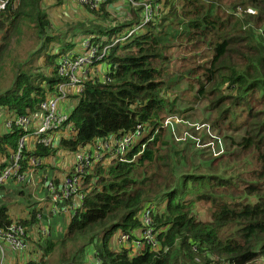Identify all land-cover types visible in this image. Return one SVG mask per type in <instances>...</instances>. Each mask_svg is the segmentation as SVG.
Wrapping results in <instances>:
<instances>
[{
	"label": "trees",
	"instance_id": "trees-1",
	"mask_svg": "<svg viewBox=\"0 0 264 264\" xmlns=\"http://www.w3.org/2000/svg\"><path fill=\"white\" fill-rule=\"evenodd\" d=\"M111 1L99 3L97 9L83 8L102 19ZM160 1L167 9L158 21L152 18L138 25L136 11L141 6L134 10L128 6L133 18L123 24L101 28L93 22L79 29L95 43L109 45L103 59L107 80L86 79L68 115L74 132L70 137L60 135L49 146L35 144L23 152V161L34 155L52 156L56 161L60 153H72L110 135L131 133L140 123L143 131L125 152L96 163L85 175L83 199L71 216L66 213L65 230L57 240L63 245L100 227L99 243L90 250L91 264H219L213 256L227 264H251L264 258V0ZM38 4L40 0H0V52L23 7L36 9L32 11L36 12V28L46 45L56 39L44 34L51 26L37 10ZM223 4L239 7L241 17L224 13ZM155 12L161 13L157 8ZM80 36L45 50L35 72L14 75L10 86L0 92L5 117L35 113L40 101L55 92L61 81L55 73L57 58L65 50L71 52ZM176 40L187 45V64L168 73L164 50ZM182 80L193 101H206L213 114L212 125L244 129L237 145L253 157L255 167L236 179L241 192L234 198L213 194L229 183L218 176L184 173L176 180L163 122L176 111V99L166 93ZM18 136L15 126L3 129L0 157L15 148ZM63 172L53 177L54 183ZM197 202H209V219L193 212ZM144 206L150 208L160 248L154 252L143 246L133 253L129 247L112 249L115 231L130 237L139 232L138 213ZM35 213L30 211L27 220L18 222L24 227L36 224ZM10 221L6 206L0 204V223L5 226ZM43 241L41 248L40 241L34 240L33 257L13 264H46L55 240Z\"/></svg>",
	"mask_w": 264,
	"mask_h": 264
},
{
	"label": "rangeland",
	"instance_id": "rangeland-1",
	"mask_svg": "<svg viewBox=\"0 0 264 264\" xmlns=\"http://www.w3.org/2000/svg\"><path fill=\"white\" fill-rule=\"evenodd\" d=\"M42 1L40 0L37 10L43 12L46 17H49L47 20L51 26L47 30V34L45 32L44 34L48 36L53 35L57 38L51 44L46 45L43 42V34L39 33L36 28V12L32 13L36 9L23 7V12L17 18L15 25L9 33L5 48H2L3 50L0 52V92L10 86L15 74L19 72L27 74L35 72L36 69L34 67H39L40 65L38 57H42V53L45 50L55 49L69 38L81 35L82 31L79 29L82 30L85 27H90L93 22L100 25L101 28H105L120 22L123 24L130 17L131 19L133 18L130 16L128 5L124 7L113 3L112 7L107 8L108 15L106 18L103 16L100 19L101 17L96 18L91 16L83 8L86 6L76 4L72 0H67V7L57 5L56 7L46 8V10L41 7ZM171 1L174 2V0ZM136 2L138 5L133 6V10L135 7H139L141 3L150 2L153 10L151 14L153 21H158L160 14L167 9V6L163 5L160 0L158 2L156 0H136ZM156 8L161 13H156ZM222 9L224 13L228 12L241 17L239 7L232 9L229 5L223 4ZM136 13L139 20L140 9ZM57 17H59L58 21L56 20ZM42 43L44 44L42 45ZM164 54L169 60L167 64L168 73H172V70L177 65H184L186 67L188 53L185 42L179 40L173 41L164 50ZM29 66L30 68H28ZM104 72V68L103 72L99 70L97 72L98 78L95 76L94 78L99 80ZM166 96L176 99V111L173 114H169L170 116H167L164 120V122L167 120L164 136L167 148L172 151L171 157L174 163V172L177 175L176 180L179 179L178 175L184 173L218 176L219 178L228 180L229 183L223 188L218 187L213 194L223 196L226 199L236 197L241 192V183L236 179L247 176L248 171L255 167L253 157L250 154L242 153L240 147L237 145V142L244 134V129L232 130L226 128L224 123L223 127L212 125L213 114L209 110L206 101L204 99L193 101L184 80L180 82L176 89L167 91ZM74 104L75 100L71 104L69 103L66 108L70 110ZM234 112L237 113V109H234ZM4 118V112L0 108V126ZM177 183L178 181H176ZM20 186L19 184L9 182L7 186L0 190V204L3 202L4 204L10 203L14 205V208L9 211L10 216L13 217H23V211L29 209L32 206L31 200H34L32 195L23 194L21 196L18 193V190L21 188ZM160 202L161 198L158 203ZM210 210L209 202H197L193 208V212L200 219L205 220L209 219ZM57 215L58 217H63V223L60 222V225L56 216L51 221L58 222L59 229L57 231L55 229L58 227L57 224L51 225L48 223L49 228L46 226L47 231H50L49 239L55 240L52 249L46 257V264H60V261L65 262L64 264H91L92 255L90 250L99 243L100 227L91 228L77 236L75 240L64 242L62 245V242L57 239L61 238L65 230L67 222H65L64 217H67V215L66 213ZM38 221H41L40 224L43 223L41 219H38ZM50 225L52 226V230ZM25 228L27 233L31 232L29 227L26 226ZM116 234L117 231H115L110 240V247L112 249L117 248V241L114 240ZM25 241L26 248L32 247L35 244L33 238L25 237ZM43 244L44 241L41 242V248ZM81 245H83L82 248ZM79 247L81 249L78 250ZM29 253V257H31L32 252ZM212 259L220 262L219 264H227V262L220 260L216 256H213ZM251 264H264V258H257Z\"/></svg>",
	"mask_w": 264,
	"mask_h": 264
},
{
	"label": "built area",
	"instance_id": "built-area-1",
	"mask_svg": "<svg viewBox=\"0 0 264 264\" xmlns=\"http://www.w3.org/2000/svg\"><path fill=\"white\" fill-rule=\"evenodd\" d=\"M73 1L89 9H97L99 3L106 0ZM119 1L128 6L138 5L136 0ZM139 6L141 11L138 25H141L151 19L153 10L150 2L141 3ZM130 31L126 36L131 33ZM77 45L75 51L65 52L57 58L55 73L61 81L53 94L46 95L40 101L37 111L32 114L10 115L4 118L2 128L9 129L15 126L19 129V136L16 139L15 148L0 157V163H3L0 167V186L7 182L19 185L31 182L34 170L43 165L45 159L34 155L26 158L24 162L23 152L30 150L35 144L49 146L54 138L60 135L70 137L74 133L71 123L68 122L70 110L66 108L69 104H66V100H76L83 90L86 79L94 76L98 78L97 72L99 70L103 72V59L109 46L97 44L88 36L80 37ZM105 80L107 77L103 73L99 81ZM142 131L143 125L138 123L131 133L93 140L72 153H66L64 174L59 178L58 183H54L51 176L43 178L42 185L46 192L47 203L43 211L37 212L35 217L40 218L42 214L50 216L65 213L71 216L75 207L83 199L84 190L81 184L85 175L91 173L96 163L125 152ZM49 159L46 161L48 164ZM138 217L141 226L139 232H135L132 237L117 232L114 238L117 241V248L129 247L133 253L136 249L146 246L149 251L157 252L160 247L152 230L150 208L142 207ZM39 231L45 237L49 234L45 226ZM26 236V228L18 222V219H11L5 226L0 223V264H3L6 250L14 254L21 253L26 248Z\"/></svg>",
	"mask_w": 264,
	"mask_h": 264
},
{
	"label": "crops",
	"instance_id": "crops-1",
	"mask_svg": "<svg viewBox=\"0 0 264 264\" xmlns=\"http://www.w3.org/2000/svg\"><path fill=\"white\" fill-rule=\"evenodd\" d=\"M66 2H67V0H43L41 2V7L43 9H45V10H46V8H50L52 6L53 7L54 6L56 7L57 5L67 7V3ZM73 2L76 3L75 1H73ZM113 3H116V4H119V5H122V6L126 7V4L120 2L119 0H113L112 2L106 4L105 9L108 10L107 8L112 7V4ZM76 4H78V3H76ZM48 18L49 17H47V19ZM58 18L59 17H57L56 20ZM82 36H84V35L81 34L80 37H82ZM54 38H57V37H54ZM77 44H78V41H77ZM77 44H74L73 45V49L71 51H75L77 49V47H78ZM73 101L66 100V104L67 103H70L71 104ZM75 102H76V100H75ZM63 104H64V101H63ZM4 116H6V115L4 114ZM2 131H3V128H2V123H1L0 133ZM65 154L66 153H64V154L63 153H60L59 156H58V159L56 161L54 160L55 158H53L52 156H49L48 158H46L45 159V163L34 170L32 176H31L32 177L31 182L25 183V184H23V185L20 186L21 188L18 190V193L21 196H23V194H28V195H32L34 197V200L33 201L31 200V202H30L32 204V206L29 209H27L26 211H23V214H24L23 217H19V216L13 217V216H10V212L9 211L14 208V205L13 204H10V203H8V204L5 203L7 205L6 206L3 202H1V204H3V205L6 206V208H7V214L9 215V218L10 219L27 220L29 218V213H30L31 210L32 211H35L36 212L35 214H37V212L43 211L44 206L47 203L46 198H45L46 192H45V189L43 188V185H42L43 178L48 177V176H51L53 178L55 175H59L60 173H62L64 171L65 164H66V161H67V158L65 157ZM47 159L50 160V163L49 164L46 163ZM106 160H108V159H106ZM8 183L9 182H7V183L3 184L2 186H0V190H1V188H4L5 186H7ZM38 210H40V211H38ZM55 216H56V219L59 221V223L60 222L63 223V219H62L63 217H58V215L49 216V215L42 214L40 216V218H36L37 219L36 224L27 226V227L30 228L31 232L30 233H27L26 238H33V240H37L38 239V241H40V243H39L40 245H41V242L44 239H47L48 238V240H51L52 238L49 239V237H50V231H49V234L46 237L43 236V238H40L39 239V235H40L39 234L40 233L39 229H42L44 226L45 227L48 226V228H49V225H48V223H49L51 225L57 224L58 227L55 228L56 231H57V229H59L58 222H52L51 221V219L54 218ZM64 218H65V222H67V219L68 218L67 217H64ZM38 219L39 220L40 219L43 220V223L40 224L41 221H38ZM65 222H64V224H65ZM60 225H61V223H60ZM51 230H52V226H51ZM55 234H57V232H55ZM28 252H32V256L31 257L34 256L35 252L33 250V246L32 247H29V248H25L23 250V252H21L20 254H18V256L14 255L13 253H11V252H9V251L6 250L4 252L3 262H4V264H13L15 261H17L19 263L20 262H23L27 256H30V253L28 254Z\"/></svg>",
	"mask_w": 264,
	"mask_h": 264
}]
</instances>
